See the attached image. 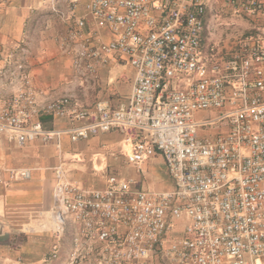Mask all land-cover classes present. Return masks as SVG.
I'll list each match as a JSON object with an SVG mask.
<instances>
[{
	"label": "built area",
	"instance_id": "obj_1",
	"mask_svg": "<svg viewBox=\"0 0 264 264\" xmlns=\"http://www.w3.org/2000/svg\"><path fill=\"white\" fill-rule=\"evenodd\" d=\"M222 1L260 24L263 43L241 41L228 61L209 64L202 53L206 0H88L84 10L112 39L85 35L86 21L77 20L69 33L79 46L75 66L91 77L119 61L130 66L136 73L132 95L118 105L81 107L70 97L41 104L23 70L14 94L4 96L0 85V137L24 147L65 133L80 142L118 132L132 141L130 164L140 168L159 154L174 181L171 191L149 192L112 176L104 189L89 191L58 168L59 232L67 218L77 227L66 264H151L155 253L168 264H255L264 258V0ZM68 2L72 13L80 8L79 0ZM225 109L229 131L201 136L195 114ZM43 117L77 126L46 130ZM11 174L31 177L29 170ZM181 220L187 222L176 238ZM58 258L55 247L49 260Z\"/></svg>",
	"mask_w": 264,
	"mask_h": 264
},
{
	"label": "crops",
	"instance_id": "obj_2",
	"mask_svg": "<svg viewBox=\"0 0 264 264\" xmlns=\"http://www.w3.org/2000/svg\"><path fill=\"white\" fill-rule=\"evenodd\" d=\"M87 1L79 0L80 8L72 13L68 0H0V85L4 96L8 97L19 89L18 74L23 70L38 89L41 104L70 97L73 105L91 107L105 99L114 105L130 99L136 78L130 66L126 65L130 73L121 71L118 63L103 67L98 81L75 66L74 55L79 46L69 40V33L76 28L77 20L86 21L85 35L98 33L106 41L112 39L108 28L99 27L98 22L84 10ZM206 3L208 11L213 12L216 0H206ZM258 26L257 22L247 35L250 38L243 41L263 43L259 40ZM207 29L202 46L204 59L209 64L228 61L241 41L228 51H220L212 41L209 44L205 41ZM106 83L112 84V90L105 87ZM124 84L127 86H121ZM198 114H195L196 123L208 124L198 121ZM42 122L50 131H68L77 126L75 122L52 117H43ZM229 129L227 120V126L221 133L200 135L215 138ZM132 150L131 139L118 132L100 134L80 142H72L70 135L65 133L50 142L37 140L24 147L0 137V264L67 263L77 227L71 218H67L64 232H59L54 197L58 168L64 170L68 181L89 191L104 189L112 176L126 179L119 174L128 167L139 172L140 182L148 188L142 191L167 192L174 189V186L166 189L163 186L160 191L149 190L157 181L154 166H164L167 170L165 161L157 154L138 168L128 162ZM20 170H29L31 177L15 179L11 172ZM129 182L133 184L134 180ZM182 234L183 227L177 222L173 235L180 238ZM55 247L59 258L50 261L49 254ZM150 262L168 264L158 253L153 254Z\"/></svg>",
	"mask_w": 264,
	"mask_h": 264
},
{
	"label": "rangeland",
	"instance_id": "obj_3",
	"mask_svg": "<svg viewBox=\"0 0 264 264\" xmlns=\"http://www.w3.org/2000/svg\"><path fill=\"white\" fill-rule=\"evenodd\" d=\"M213 12L208 11L207 14V39L205 40L208 44L211 43L219 49L220 51L225 49H231L235 47L234 45L238 43V41L246 40L248 37V33L256 26L253 20L235 13L230 8L226 7L222 0H216V3L212 6ZM214 39V40H211ZM234 44V45H233ZM120 64L121 71L124 70V73H130L128 68L126 67V63L123 61L117 62ZM99 75V73H98ZM91 77L96 81L99 80V76ZM129 84V83H128ZM107 89L112 90V84L106 83L105 87ZM109 86V87H108ZM121 86H127L126 84ZM106 100V99H105ZM103 100V101H105ZM110 101V100H106ZM111 102V101H110ZM228 110H206L199 112L198 117L196 118L198 121H204L208 124L205 126L198 125V130L200 134H208L209 136H215L222 131L225 130L227 126V120L224 116L227 114ZM153 171L156 175V185H152L149 190L151 191H160L163 189V186L172 188L174 186V181L170 178L167 170L164 166L155 165ZM117 174V173H116ZM125 177L126 181L134 180L132 184L133 187L137 188V190H148L145 188L143 183L139 180V172L132 167L125 168L119 174ZM118 176V175H117ZM121 178V177H119ZM186 220L179 221L181 227L184 228L186 224ZM255 264H264V258H259L256 260Z\"/></svg>",
	"mask_w": 264,
	"mask_h": 264
}]
</instances>
